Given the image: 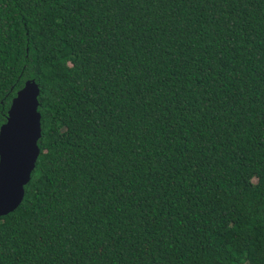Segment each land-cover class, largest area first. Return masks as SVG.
I'll return each mask as SVG.
<instances>
[{
	"label": "trees",
	"instance_id": "1",
	"mask_svg": "<svg viewBox=\"0 0 264 264\" xmlns=\"http://www.w3.org/2000/svg\"><path fill=\"white\" fill-rule=\"evenodd\" d=\"M26 79L0 264H264V0H0V124Z\"/></svg>",
	"mask_w": 264,
	"mask_h": 264
},
{
	"label": "water",
	"instance_id": "2",
	"mask_svg": "<svg viewBox=\"0 0 264 264\" xmlns=\"http://www.w3.org/2000/svg\"><path fill=\"white\" fill-rule=\"evenodd\" d=\"M39 89L26 79L16 90L0 124V216L13 211L23 197V186L39 149L40 115L37 111Z\"/></svg>",
	"mask_w": 264,
	"mask_h": 264
}]
</instances>
